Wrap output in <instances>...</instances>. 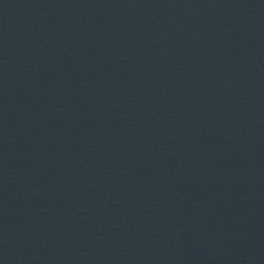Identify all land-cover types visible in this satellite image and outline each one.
Returning a JSON list of instances; mask_svg holds the SVG:
<instances>
[{
	"label": "water",
	"instance_id": "water-1",
	"mask_svg": "<svg viewBox=\"0 0 264 264\" xmlns=\"http://www.w3.org/2000/svg\"><path fill=\"white\" fill-rule=\"evenodd\" d=\"M0 264H264V0H0Z\"/></svg>",
	"mask_w": 264,
	"mask_h": 264
}]
</instances>
